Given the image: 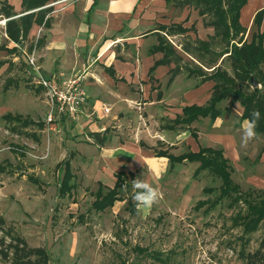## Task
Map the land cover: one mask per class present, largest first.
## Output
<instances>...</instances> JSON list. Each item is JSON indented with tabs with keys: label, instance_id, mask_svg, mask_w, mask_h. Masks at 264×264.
I'll use <instances>...</instances> for the list:
<instances>
[{
	"label": "rangeland",
	"instance_id": "374dc122",
	"mask_svg": "<svg viewBox=\"0 0 264 264\" xmlns=\"http://www.w3.org/2000/svg\"><path fill=\"white\" fill-rule=\"evenodd\" d=\"M7 1L17 6L20 0ZM56 1H50L53 11H57L49 15L58 12ZM228 4L229 0H223L221 7L227 10ZM3 7L4 0H0V20L10 19ZM168 9L166 17L171 23L192 28L186 34L176 32L171 38L180 54L183 45L195 44L196 39L209 40L214 35V29L206 25L210 16H199L194 5ZM42 33V28L35 35L30 31L13 46L0 26V165L5 170L0 172V216L6 221L0 237L9 242L7 234L11 232L32 247L45 248L50 264H247L245 255L261 246L264 225L245 233L239 218L246 215L249 203L258 204L264 199V135L241 147V129V156L236 159L237 151L231 145L241 123L234 120L231 106L235 102L225 100L227 107L223 106L224 111L215 120L208 117L176 126L173 132L165 128L172 121H153L142 124L144 132L139 135L141 122L134 124L139 117H130L124 131L109 128L108 143L102 148L81 119L57 117L54 123H47L51 109L44 90L35 83L36 72L29 62V57L37 58L45 42ZM232 40L230 45L213 40L211 49L217 55L240 40L251 42L252 34L239 33ZM191 56H185L188 60H183L187 66L182 74L187 75L190 69L212 72L215 57L199 52L195 62ZM97 63L86 59L72 76L66 77L80 79L87 103V82ZM216 65L233 77L226 56ZM260 69L264 72V65ZM174 92L173 100L180 101L182 93L176 89ZM219 108L223 110L221 104ZM5 115L10 119L6 120ZM92 115L97 116V109ZM178 117L183 118V114ZM192 133L198 135L197 140ZM190 137L192 150L195 145L212 146L229 154L234 187L230 198L222 196V179L210 169L195 174L199 163L176 164L171 169L169 161L156 158L159 151L175 156L191 152L187 141ZM122 146L121 152L130 156L123 165L106 159L108 154L120 152ZM66 160L70 162L71 178L67 192L60 195ZM130 165L134 166L135 177L124 181L127 190L120 189L119 201L97 207L96 201L105 196L111 179L117 180L120 171L128 173ZM100 172H104L102 176ZM136 179H145L161 193L151 208L137 210L131 183ZM0 264L11 261H4L0 255Z\"/></svg>",
	"mask_w": 264,
	"mask_h": 264
},
{
	"label": "crops",
	"instance_id": "0c3cea01",
	"mask_svg": "<svg viewBox=\"0 0 264 264\" xmlns=\"http://www.w3.org/2000/svg\"><path fill=\"white\" fill-rule=\"evenodd\" d=\"M50 1L46 6L28 12L22 5V0L17 6L9 3L14 14L17 15L8 19L7 24L12 19L19 21L24 15L38 13L41 9L45 10L43 23L32 24L28 31L35 35L39 28L43 29L42 36L45 42L35 59L36 65L45 76H54L68 81L66 77L72 76L86 59H94L98 62L93 67L94 74L91 80L87 82L88 103L84 106L78 120L83 121V126L92 134L91 138L95 139L102 148L108 143L109 128L117 127L124 131L130 117H139V121L136 118L134 124L136 126L141 122L140 135L144 132L142 124L147 125L148 122L153 121H164V123L174 121L177 115L183 114V109L186 107L208 105L215 82L202 83L201 77L190 76L189 71L187 75L182 74L184 66H187L183 60H188L185 56L191 55L184 51V45L181 49L183 55L174 47L171 38L177 34L170 27L180 23L175 21L171 23L167 19L169 11L167 0H58L56 1L58 12L49 15L57 11H53ZM263 9L264 0H248L241 10L240 23L246 28L247 35L253 36L258 31L254 19ZM185 21L187 22V19ZM7 24L0 26L9 38ZM161 26H167V28L162 29ZM182 26L188 28L184 24ZM263 30L264 19L260 28V31ZM162 39L169 43L174 54L168 56L165 52L153 51ZM10 41L13 46L17 45ZM192 59L197 62L194 57ZM200 67L203 66L200 65ZM176 70L179 73L173 76ZM198 78L199 81H197ZM175 89L182 93L183 98L180 101L173 100ZM193 95L195 97H192ZM226 103L227 101L221 103L222 112L224 107H227ZM231 107L232 113L236 115L234 120L242 126L243 107L239 103H234ZM104 108H110L111 112L106 114ZM96 109L95 117L92 111ZM207 119L201 118L197 121ZM241 129L242 127H238L236 135L232 138L231 146L238 155L236 159H240L241 156L239 147ZM166 133L168 134V131ZM187 141L192 152H198L201 147H212L200 145L199 148L195 145L192 150V138L190 137ZM122 148L123 146L119 148L120 152L108 154L106 159L122 162L121 165H123L130 156L126 152L122 153ZM225 153L229 158V154ZM102 156L105 157L104 153ZM159 159L169 161L167 158ZM112 167L115 166L112 165ZM129 172L135 173L133 165L129 166ZM103 173L99 174L102 176ZM114 180L113 177L111 185L107 188L115 186L117 180Z\"/></svg>",
	"mask_w": 264,
	"mask_h": 264
},
{
	"label": "trees",
	"instance_id": "16d2710c",
	"mask_svg": "<svg viewBox=\"0 0 264 264\" xmlns=\"http://www.w3.org/2000/svg\"><path fill=\"white\" fill-rule=\"evenodd\" d=\"M49 1L22 0V5L28 12L46 6ZM247 2L248 0H229L228 8L224 10L221 7L223 0H167L168 6L185 9L194 5L199 16L203 18L210 16V22L206 23V25L214 29V35L210 36L209 40L196 39L195 44H185L184 51L191 54L195 59H197L195 54L199 52L215 57L213 59L215 66L212 67L211 73L197 69V76L202 78V83L213 81L215 86L207 106L199 107L193 105L184 108L183 118H176L171 125L165 127L166 129L175 130L176 126L190 125L201 118L210 117L215 120L221 114L219 105L225 100H233L235 103H240L243 107L241 120L250 118L254 110L260 112L261 119L258 121L256 132L257 136L264 135V72L260 69L264 65V30L260 31L264 19V9L260 10L255 16L254 24L258 31L253 34L251 42L240 40L237 43H233L230 50L227 48L217 55L211 49L213 40L219 39L221 43L227 42L230 45V39L232 43V38L237 36V34L246 33V28L240 23V15ZM3 10L11 17L15 16L13 15V8L7 0H4ZM44 17L45 10L41 9L38 13L20 17L19 21L10 20L7 28L9 39L19 43L22 36L28 33L32 24H42ZM161 28L166 29L167 26H161ZM170 29H174V32L188 33L192 28L188 29L184 28L182 24H175ZM153 51H162L168 56L175 53L169 43L163 39L158 47H154ZM194 52L196 53L194 54ZM225 56L230 61L233 77L227 71L222 70L220 65H216L217 61ZM197 71L190 69V76L196 75ZM178 73V70L174 71L173 76ZM253 79L262 84V87L254 88ZM4 118L6 120L10 119V115H5ZM191 135L197 140L198 135L196 133ZM156 157L167 158L171 169L176 164H184L186 162L200 164L195 174H198L203 169H210L222 179V196L230 198V193L234 189L231 179L233 166L230 159L225 156L223 149L201 147L198 152L191 151L178 156L167 151H159L156 153ZM64 165V177L59 188L60 195L67 192L66 185L71 178L69 160H66ZM4 171V168L0 165V172ZM129 177H135V173L120 171L116 176L115 186L107 188L105 196L96 201V206L105 208L119 201L120 189L124 181ZM32 181L38 183L37 180L32 179ZM248 206V212L239 218V224L243 226L245 233H252L258 229L261 223L264 225V199L258 204L249 203ZM5 228L6 221L0 216V232H4ZM7 237L10 239L9 242L6 241L5 237H0V255L4 261H11V264H50V256L45 248L32 247L23 238L15 236L11 232H8ZM245 259L247 264H264V239L260 248L253 253L246 254Z\"/></svg>",
	"mask_w": 264,
	"mask_h": 264
},
{
	"label": "built area",
	"instance_id": "2783aa9c",
	"mask_svg": "<svg viewBox=\"0 0 264 264\" xmlns=\"http://www.w3.org/2000/svg\"><path fill=\"white\" fill-rule=\"evenodd\" d=\"M7 22L8 19H1L0 25L5 26ZM29 62L36 72V82L44 90L51 109L46 118L47 123H54L57 117L78 120L88 99L80 79L63 81L58 77H48L36 65L35 57H29ZM104 112L109 114L110 108H104Z\"/></svg>",
	"mask_w": 264,
	"mask_h": 264
},
{
	"label": "clouds",
	"instance_id": "9594fccd",
	"mask_svg": "<svg viewBox=\"0 0 264 264\" xmlns=\"http://www.w3.org/2000/svg\"><path fill=\"white\" fill-rule=\"evenodd\" d=\"M239 107V105H238ZM261 119V114L259 111L254 110L251 113L250 118L246 119L242 123V136H241V147H246L247 144L256 138L257 124ZM133 195L132 199L136 204L137 210H142L145 208H151L160 198L161 193L157 188L153 187L145 179H136L132 182ZM124 190H127V185L122 186Z\"/></svg>",
	"mask_w": 264,
	"mask_h": 264
},
{
	"label": "water",
	"instance_id": "95a60500",
	"mask_svg": "<svg viewBox=\"0 0 264 264\" xmlns=\"http://www.w3.org/2000/svg\"><path fill=\"white\" fill-rule=\"evenodd\" d=\"M252 84L254 88L259 87V83L255 79L252 80Z\"/></svg>",
	"mask_w": 264,
	"mask_h": 264
}]
</instances>
